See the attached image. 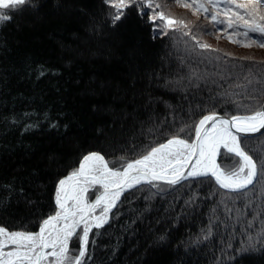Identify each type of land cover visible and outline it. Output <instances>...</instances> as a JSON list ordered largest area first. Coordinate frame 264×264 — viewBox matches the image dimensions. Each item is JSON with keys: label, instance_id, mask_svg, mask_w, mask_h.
I'll return each instance as SVG.
<instances>
[{"label": "trees", "instance_id": "trees-1", "mask_svg": "<svg viewBox=\"0 0 264 264\" xmlns=\"http://www.w3.org/2000/svg\"><path fill=\"white\" fill-rule=\"evenodd\" d=\"M159 2L189 24L188 35L153 31L135 8L113 27L103 0H33L38 11L24 6L0 23V225L37 231L56 211L58 180L88 152L134 159L213 108L247 114L237 104L257 103L236 85L263 102L264 48L230 42L243 30H218L199 10L190 19L175 0ZM245 143L253 159L264 157V134ZM218 161L229 167L235 158ZM109 216L90 233L95 242L85 264H264V179L243 192L207 178L142 184L125 192ZM250 243L256 251L236 255Z\"/></svg>", "mask_w": 264, "mask_h": 264}, {"label": "snow or ice", "instance_id": "snow-or-ice-1", "mask_svg": "<svg viewBox=\"0 0 264 264\" xmlns=\"http://www.w3.org/2000/svg\"><path fill=\"white\" fill-rule=\"evenodd\" d=\"M103 2L111 9L108 17L113 27L135 8L140 19L147 17L153 31L164 35L169 31L189 34L184 31L189 24L182 17L162 10L164 6L159 0ZM175 3L192 9L194 15L199 10L211 23L224 26L225 30L242 29V32H237L236 39L228 36L230 42L245 48L253 45L264 48V15L259 11L264 9V0H175ZM24 6L33 11L39 9L33 0H0V23L12 18L9 13L23 12ZM254 33L259 34L258 38L250 35ZM192 39L197 40L196 35H192ZM197 43L200 48H211L206 43ZM250 76L251 73L244 77L248 85L253 82ZM236 87L245 89L247 99L257 103L253 108L237 104V111L243 109L247 114L229 115L225 112L220 115L213 108L194 125L180 128L165 142L151 146L134 159L122 157L116 162L105 159L100 152L84 154L78 167L58 180L56 211L40 222L39 231H10L0 225V264H85L86 255L91 258L89 245L95 242L90 241V233L95 235L94 228L100 229L109 222V214L122 194L142 183L165 181L168 185H176L189 177L197 181L207 178L214 179L219 188L243 192L264 179V157L257 155L253 159L256 154H249L251 149L246 150L245 143L249 134H264V102L257 101L253 93L247 92V85ZM223 95L230 96L229 93ZM154 102L149 99V103ZM52 127L60 125L53 124ZM63 127L67 131L69 126ZM189 128L194 135L188 134ZM225 155L234 157L235 163L229 167L218 163L217 158ZM89 189H95L94 200H89L86 195ZM23 191L21 188V195ZM73 239L79 241V248L75 251L70 248ZM165 240L166 237H159L161 243ZM260 241L264 248V235ZM256 250L255 243H250L239 249L236 255L243 256ZM234 259L230 257V260Z\"/></svg>", "mask_w": 264, "mask_h": 264}, {"label": "rangeland", "instance_id": "rangeland-1", "mask_svg": "<svg viewBox=\"0 0 264 264\" xmlns=\"http://www.w3.org/2000/svg\"><path fill=\"white\" fill-rule=\"evenodd\" d=\"M170 3L174 5V3H172V2H170ZM165 4L168 6V3H167V2H165ZM175 6H178V5H175ZM178 7L180 8V6H178ZM181 7H182V6H181ZM183 8H184V7H183ZM185 8H186V7H185ZM175 9H178V8L175 7ZM179 10H182V9H178L177 11L179 12ZM186 10H187V12L190 11V13H189V14H190V17H189V18H190V19H194V18H197V17H198V16H195L194 14H192L193 11H192L191 9L189 10V8H187ZM199 22H202L201 25H204V26H205V25L207 26V24H208V23L206 24V23L204 22V20H201V19H200ZM241 22H243V21H241ZM208 26H209V25H208ZM209 28H210V30H212V28H211L210 26H209ZM223 29H224V26H221L220 29H218V30H223ZM218 30L215 31L214 33L218 34V33H217ZM224 33H226V31H225ZM213 180H214V179H213ZM141 185H142V184H141ZM137 187H138V186H137ZM130 190H132V189H130ZM128 191H129V190H128ZM55 192H56V190H55ZM94 192H95V189H89V191H88V193H92V195H93ZM88 193H86V195H88ZM87 197H88V196H87ZM121 197H122V196H121ZM92 198H93V197H92ZM88 199H89V197H88ZM89 200H91V199H89ZM55 206H56V204H55ZM56 208H57V206H56ZM97 211H98V213H99V210H97ZM53 214H54V213H53ZM109 215H110V214H109ZM39 225H40V224H39ZM38 229H39V227H38ZM38 229H37V231H38ZM37 231H35V232H37Z\"/></svg>", "mask_w": 264, "mask_h": 264}, {"label": "water", "instance_id": "water-1", "mask_svg": "<svg viewBox=\"0 0 264 264\" xmlns=\"http://www.w3.org/2000/svg\"><path fill=\"white\" fill-rule=\"evenodd\" d=\"M263 102H264V99H263ZM220 115H223L224 113H220V112H218ZM207 114H209V113H207ZM207 114H205V115H207ZM261 133H255V134H249V136H248V138L249 137H255V136H258V135H260ZM219 158V157H218ZM218 158H217V162L219 163V161H218ZM67 176V175H66ZM65 177V176H64ZM188 179H192V178H186V179H184V180H182L180 183H182V182H184V181H186V180H188ZM153 183H160V184H167L165 181H154ZM180 183H178V184H180ZM142 184H147V183H142ZM177 185V184H176ZM139 186V185H138ZM98 194V193H97ZM123 195V194H122ZM95 199V195L93 196V198L91 199V200H94ZM47 218V217H46ZM40 226V225H39ZM38 231H39V229H38Z\"/></svg>", "mask_w": 264, "mask_h": 264}, {"label": "bare ground", "instance_id": "bare-ground-1", "mask_svg": "<svg viewBox=\"0 0 264 264\" xmlns=\"http://www.w3.org/2000/svg\"><path fill=\"white\" fill-rule=\"evenodd\" d=\"M97 214H99L98 211H97Z\"/></svg>", "mask_w": 264, "mask_h": 264}]
</instances>
